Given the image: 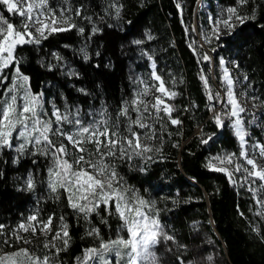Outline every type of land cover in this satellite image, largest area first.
Wrapping results in <instances>:
<instances>
[{"label": "trees", "instance_id": "16d2710c", "mask_svg": "<svg viewBox=\"0 0 264 264\" xmlns=\"http://www.w3.org/2000/svg\"><path fill=\"white\" fill-rule=\"evenodd\" d=\"M199 1L118 0L123 7L116 18L108 9L111 0H70L73 8L83 6V15L92 18L91 23L75 18L85 32L80 34L74 29L56 33L39 46L18 47L16 54L21 58V71L30 77L33 92L44 93L49 112L55 103L62 111L65 105L79 108L88 118L89 113L104 108L112 120L117 118L123 102L131 100L142 87L135 81L156 83L150 69L154 61L157 74L177 93L168 102L176 108L173 118H179L182 124L172 125L165 118L163 129L156 125L157 139L148 143L160 151L149 153L152 160L133 158L130 163L117 161L116 165L128 186L156 202L165 232L174 237V241L161 237L154 248L156 264H264V217L257 215L261 206L246 186L233 184L224 173L205 166L213 156L240 151L231 122L225 119L224 127L218 128L209 110L210 104L219 107L217 111L222 109V105L207 98L209 90L213 96L220 89L226 90L221 58L233 76L247 77L245 84L263 104L264 117V0H249L240 11L249 16L254 11L255 19L238 25L231 36L224 33L211 45L203 40V33L209 30V16L236 6V0H203L208 7L198 6ZM62 2L50 0L53 7ZM0 12L19 24V18L3 6ZM93 27L98 29L94 34ZM137 40L143 43H134ZM190 44L196 47L195 52ZM201 44L203 47H199ZM81 49L87 52V60ZM205 52L212 56L211 61L202 59ZM53 53L62 60H55ZM49 65H54L52 70ZM70 69L78 75H67ZM201 75L207 77V87ZM204 133L215 134L208 144L200 143ZM16 155L10 150L0 152V224L6 226V231L37 211L42 218L52 213L63 215L71 239L58 257L61 264H76L83 249L97 246L99 241L86 234L92 227H98L106 240L115 238L118 218L106 217L108 224H103V206L100 216L94 213L88 221L77 218L63 190L58 200L50 192L47 159L25 154L13 163ZM29 174L35 184L32 190L26 188ZM233 178L239 181L240 174ZM27 236L32 240L29 247L39 248L45 239L40 233ZM111 260L117 264L115 256ZM119 264H124V258Z\"/></svg>", "mask_w": 264, "mask_h": 264}, {"label": "snow or ice", "instance_id": "6c2138e0", "mask_svg": "<svg viewBox=\"0 0 264 264\" xmlns=\"http://www.w3.org/2000/svg\"><path fill=\"white\" fill-rule=\"evenodd\" d=\"M248 4L249 0H236V6L221 9L215 17L209 16V30L203 33L204 42L211 45L213 41L221 40L224 33L231 36L238 25L254 20V11L251 16L240 11ZM0 6L19 18V24H14L0 12V152H15L13 163L25 154L46 158L50 192L58 200L60 190H63L68 207L77 218L88 221L94 213L100 216L102 206L103 224H108L106 217L118 218L120 224L115 238L104 239L98 227L87 231L86 234L99 243L83 249V255L76 257V264H112L111 256L117 258V264L121 258H124V264H156L153 249L161 237L168 241H174V237L165 232L156 202L145 199L138 189L128 186L118 173L116 162L127 160L130 163L133 158L145 162L153 159L149 153L160 149L148 142L157 139L156 125L163 129L165 118L172 125L182 124L179 118H173L176 108L168 102L174 100L177 93L153 71L151 77L156 83L149 86L143 79L135 81L142 87L137 88L131 100L123 102L115 120L104 108L96 114L89 113L87 120L79 108L73 110L67 105L62 111L53 103L49 112L45 108L44 93L33 92L30 77L21 71V58L16 50L25 45L39 46L56 33L75 29L83 34L85 29L75 18L89 23L92 18L83 15V6L73 8L70 0H63L58 7H53L50 0H0ZM122 7L118 0H111L108 4V9L112 10L110 14L116 18H119ZM97 31L96 27L91 29L93 34ZM189 47L196 51L194 45ZM81 52L87 60V52L84 49ZM53 57L57 61L62 60L56 53ZM149 59L152 58L149 56ZM202 59L211 61L206 52ZM219 63L223 68V82L227 85L226 100L219 92L213 96L209 90L208 100L222 105V109L217 111L215 104H210L209 110L213 112L212 118L218 128L224 127L225 119L231 122L240 151L239 154L213 156L205 166L211 171L224 173L233 184L246 186L261 206L257 215L264 217V164L258 162L264 160V144H249L246 139L248 133L240 115L245 109L236 98L234 80L228 69L223 67L226 62L221 58ZM53 67L49 65V70ZM155 67L153 62L152 68ZM66 74L78 75L71 69ZM200 78L207 87V77L201 75ZM79 91L85 92L84 89ZM150 93L151 99H146ZM120 118H123V130ZM214 135L204 133L199 137L200 143L208 144ZM237 173L240 174L239 181L233 178ZM34 187L33 176L29 174L26 188L32 190ZM253 230L259 235L258 227ZM37 231L45 239L39 248L29 247L32 240L25 234L30 233L34 237ZM70 239L65 217L56 213L42 218L37 211L7 231L6 226L0 224V264H61L58 257L67 250Z\"/></svg>", "mask_w": 264, "mask_h": 264}, {"label": "rangeland", "instance_id": "374dc122", "mask_svg": "<svg viewBox=\"0 0 264 264\" xmlns=\"http://www.w3.org/2000/svg\"><path fill=\"white\" fill-rule=\"evenodd\" d=\"M200 6L208 7V4L202 0V4ZM209 56L211 57L212 60V56L211 55ZM152 64L153 63H151V71L153 72L154 69L152 68ZM223 67H226L228 69V67L225 64ZM229 73L232 79L234 80L233 90L236 94V98L240 102L241 106L245 109V111L240 115L244 123L245 131L248 133L246 139L248 140L249 144L253 142H259L261 144H264V117L262 115L263 104L257 100L255 95L252 93L251 88L249 86H246L245 84L246 80L244 79V76L242 74L233 76L230 71ZM146 83L149 86L153 84L150 80L146 81ZM226 89H227V85H226ZM225 93L226 90L220 89V96L224 97L226 100ZM151 97H152V93H150L149 96L146 97V99H151ZM218 108L219 107H217L216 109ZM81 115L87 120V117L84 114L81 113ZM250 127L254 128V131H252L253 134L250 133ZM258 162L264 164V160H259ZM37 233H39V231H37ZM25 235H31V234L29 233Z\"/></svg>", "mask_w": 264, "mask_h": 264}, {"label": "water", "instance_id": "95a60500", "mask_svg": "<svg viewBox=\"0 0 264 264\" xmlns=\"http://www.w3.org/2000/svg\"><path fill=\"white\" fill-rule=\"evenodd\" d=\"M198 5H200V1H199ZM153 62H154V61H152L151 63H153ZM150 69H151V64H150ZM154 71H156V70L154 69Z\"/></svg>", "mask_w": 264, "mask_h": 264}, {"label": "bare ground", "instance_id": "6f19581e", "mask_svg": "<svg viewBox=\"0 0 264 264\" xmlns=\"http://www.w3.org/2000/svg\"><path fill=\"white\" fill-rule=\"evenodd\" d=\"M202 4V0H200V5ZM200 5H198V6H200Z\"/></svg>", "mask_w": 264, "mask_h": 264}]
</instances>
